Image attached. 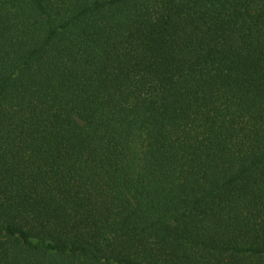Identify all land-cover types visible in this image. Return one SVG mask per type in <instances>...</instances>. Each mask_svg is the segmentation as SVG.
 Segmentation results:
<instances>
[{"label":"trees","instance_id":"obj_1","mask_svg":"<svg viewBox=\"0 0 264 264\" xmlns=\"http://www.w3.org/2000/svg\"><path fill=\"white\" fill-rule=\"evenodd\" d=\"M0 264H264V0H0Z\"/></svg>","mask_w":264,"mask_h":264}]
</instances>
